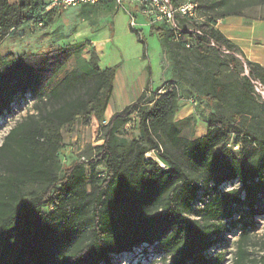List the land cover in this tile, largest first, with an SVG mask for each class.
<instances>
[{
  "label": "trees",
  "instance_id": "1",
  "mask_svg": "<svg viewBox=\"0 0 264 264\" xmlns=\"http://www.w3.org/2000/svg\"><path fill=\"white\" fill-rule=\"evenodd\" d=\"M262 2L211 1L205 4L209 9L224 10L194 29L179 26L177 39L198 48L210 43L224 47L235 70L239 50L215 28L216 19L243 15V8ZM46 7L44 0H0V42L4 35L43 23ZM150 28L161 32L152 24ZM67 50L59 47L39 60L58 59V52ZM239 53L247 69L238 92L222 81L220 72L200 75L201 95L214 112L230 110L229 121L214 113L203 134L181 135L173 116L185 98L170 81L141 113L143 142L132 140L116 151L117 124L141 109L144 92L109 117L88 162L89 176L78 160L58 166L61 128L80 118H94L93 130L101 124L117 67L101 70L92 52L89 72L68 71L45 99L35 102V113L10 127L0 144V264H114L115 256L142 245L158 246L172 264H212L206 251L241 209L245 214L238 216L242 231L233 264H244L243 242L250 227L245 216L252 222L264 215V130L247 121L253 81L264 88V67ZM30 61L21 55L12 63L21 70L31 65L37 69L38 63ZM9 65L0 62V76ZM259 107L264 113V102ZM219 146L230 157L217 155ZM99 163L104 165L102 175L95 170ZM234 180L239 188L219 190ZM203 188L208 198L195 209Z\"/></svg>",
  "mask_w": 264,
  "mask_h": 264
},
{
  "label": "rangeland",
  "instance_id": "2",
  "mask_svg": "<svg viewBox=\"0 0 264 264\" xmlns=\"http://www.w3.org/2000/svg\"><path fill=\"white\" fill-rule=\"evenodd\" d=\"M12 2L15 0H11ZM196 8L190 18L181 19V28L194 29L196 24L206 21L210 16L224 10L218 6L211 10L205 4L219 0H194ZM233 4L238 1L226 0ZM243 8L246 18H264V0ZM47 3L48 13L43 23L26 26L15 35H4L0 42V62L10 64L0 76V144L3 137L17 121L27 114L35 113V102L45 99L49 90L71 69L78 68L89 72L88 61L92 52L97 55L101 70L116 66V91L112 92L107 108L99 126L94 118L76 119L61 128V146L56 154L59 167L73 160L85 164L89 176V160L93 159L97 147L102 142L103 125L109 117L144 92L142 107L132 112L123 122L117 124L115 138L116 151L125 150L132 140L141 142L140 120L142 111L151 106L148 102L152 95H160L165 91L164 84L174 81L179 94L185 99L179 102L173 119L177 122L181 135L193 138L205 132L211 114H220L229 121L230 110L215 111L208 105L199 91L200 75L207 72H220L224 83L230 84L238 92L246 65L243 56L236 50L234 53L235 70H232L231 53L224 47H216L212 43L199 48L190 43L180 44L172 31L158 21L155 27L160 34L150 28V16L142 14L139 5L132 2L117 4L113 0L99 1L93 4H82L70 7ZM111 2V3H106ZM206 2V3H205ZM133 22V24H131ZM132 29V30H131ZM135 30V31H134ZM260 42V41H257ZM256 42V43H257ZM189 44V45H187ZM59 47H67L65 53L58 52V59L47 58L46 62L39 58L48 56ZM21 55L27 56L29 63L37 62L38 68L19 69L16 61ZM246 57H250L249 53ZM47 78L44 81V78ZM115 78V75H114ZM114 83V81H113ZM253 100L250 103L247 121L261 126L264 130V113L259 104L264 102V94L253 86ZM190 96L189 98H186ZM221 158L230 154L219 146L215 149ZM148 155H153L149 152ZM97 173H104V165L97 164ZM60 173V172H59ZM237 180L219 187L224 191L239 188ZM199 192L194 208H198L208 197ZM245 210L236 211L228 229L221 233L217 241L206 251L212 264H233L236 257L237 241L242 227L238 216ZM247 238L243 245L247 251L244 264H264V215L255 216L250 222ZM114 264H172L170 255L162 252L158 246L142 245L130 253L115 256Z\"/></svg>",
  "mask_w": 264,
  "mask_h": 264
},
{
  "label": "built area",
  "instance_id": "3",
  "mask_svg": "<svg viewBox=\"0 0 264 264\" xmlns=\"http://www.w3.org/2000/svg\"><path fill=\"white\" fill-rule=\"evenodd\" d=\"M103 0H52V5H58L62 7L76 6L79 4H93ZM117 4H123L125 2L136 3L141 8V13L146 16H150V24H154L157 21L173 31L175 38L180 35V20L182 18H190L194 14L196 3L194 0H113ZM48 9V7H46ZM41 25V22L36 23ZM133 24V22H131ZM34 24H31L32 26ZM189 45V44H187ZM254 87L257 92L264 94L263 86L253 81Z\"/></svg>",
  "mask_w": 264,
  "mask_h": 264
},
{
  "label": "crops",
  "instance_id": "4",
  "mask_svg": "<svg viewBox=\"0 0 264 264\" xmlns=\"http://www.w3.org/2000/svg\"><path fill=\"white\" fill-rule=\"evenodd\" d=\"M132 5L138 4L133 3ZM152 25L155 26V23ZM215 28L233 42L245 57L249 53L250 57H246L248 60L257 62L264 67V18L253 17L248 19L243 12V15L240 16L229 15L216 19ZM116 80L117 73L114 78V91L118 88L115 84Z\"/></svg>",
  "mask_w": 264,
  "mask_h": 264
}]
</instances>
